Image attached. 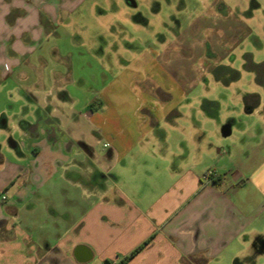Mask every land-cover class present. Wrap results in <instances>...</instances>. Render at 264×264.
<instances>
[{"label":"crops","instance_id":"0c3cea01","mask_svg":"<svg viewBox=\"0 0 264 264\" xmlns=\"http://www.w3.org/2000/svg\"><path fill=\"white\" fill-rule=\"evenodd\" d=\"M87 2L0 0V264H118L142 245L126 264L256 260L264 104H118L129 60L69 30ZM175 55L158 58L188 73ZM137 58L133 79L156 84L157 58Z\"/></svg>","mask_w":264,"mask_h":264},{"label":"rangeland","instance_id":"374dc122","mask_svg":"<svg viewBox=\"0 0 264 264\" xmlns=\"http://www.w3.org/2000/svg\"><path fill=\"white\" fill-rule=\"evenodd\" d=\"M86 5L87 12L74 15L71 35L85 38L84 50L101 42L108 62L118 54L129 60L115 59L118 104H264V0H88ZM169 52L181 55L188 73L168 71L158 56ZM139 55L157 58L156 84L133 79ZM140 70L144 77L147 68ZM165 92L172 96L166 99ZM262 240L255 236L251 252L261 250ZM246 257L238 258L242 264H264V252L256 260Z\"/></svg>","mask_w":264,"mask_h":264},{"label":"trees","instance_id":"16d2710c","mask_svg":"<svg viewBox=\"0 0 264 264\" xmlns=\"http://www.w3.org/2000/svg\"><path fill=\"white\" fill-rule=\"evenodd\" d=\"M142 247L143 245L136 248L129 255L124 256V258L118 264H126ZM108 263H111V262H108Z\"/></svg>","mask_w":264,"mask_h":264},{"label":"built area","instance_id":"2783aa9c","mask_svg":"<svg viewBox=\"0 0 264 264\" xmlns=\"http://www.w3.org/2000/svg\"><path fill=\"white\" fill-rule=\"evenodd\" d=\"M105 145H107V144H105ZM215 176H217L215 170L210 169V170H208L207 172H205L203 178H204L205 180H210V179L214 178ZM6 198H7V196L4 195V196H3V199H6ZM110 264H115V263H110Z\"/></svg>","mask_w":264,"mask_h":264},{"label":"water","instance_id":"95a60500","mask_svg":"<svg viewBox=\"0 0 264 264\" xmlns=\"http://www.w3.org/2000/svg\"><path fill=\"white\" fill-rule=\"evenodd\" d=\"M230 132H231L230 125H229V124L225 125V126L223 127V133H224L225 135H228Z\"/></svg>","mask_w":264,"mask_h":264}]
</instances>
